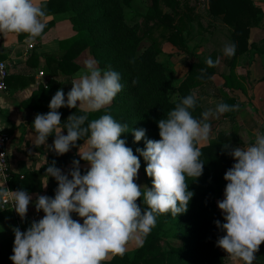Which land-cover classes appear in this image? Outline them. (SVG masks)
I'll use <instances>...</instances> for the list:
<instances>
[{"label": "clouds", "instance_id": "1", "mask_svg": "<svg viewBox=\"0 0 264 264\" xmlns=\"http://www.w3.org/2000/svg\"><path fill=\"white\" fill-rule=\"evenodd\" d=\"M46 15L45 7L36 0H0V34H22L35 40L46 27ZM235 51L234 43L225 44L226 57L231 58ZM205 62L215 67L219 61L209 57ZM122 89L117 71L110 67L102 70L89 61L85 71L77 73L67 96L57 90L49 111L35 116L36 147L43 145L63 156L83 139L77 155L89 168L82 174L80 160H73L67 173L55 161L47 165L45 176L55 179L58 187L54 198L36 195L35 209L44 214L39 221H33L26 232L13 230L12 264H103L110 256H123L130 242L142 244V237L156 227L158 217L170 214L177 218L188 211L194 196L188 180L195 182L203 175L205 164L199 146L210 139L209 119L238 111L239 106L220 102L197 119L192 115L197 97L187 95L158 121L159 140L146 139L145 129L131 130L134 143L145 142L144 149L136 150L138 156L121 139L129 133L127 124L109 114L88 121L89 113L108 107ZM65 107L83 108L85 113L70 115L61 127L58 110ZM53 135L49 146L46 142ZM222 151L235 163L224 175V198L217 202L224 223L217 220L215 224L224 235L216 246L238 264H254L264 244V134L257 132L254 143L247 147L225 144ZM139 157L146 162L150 189L136 183ZM6 197H11L13 209L24 220L33 197L25 190L0 189V199ZM141 199L145 209L137 203ZM73 213L83 223L73 219Z\"/></svg>", "mask_w": 264, "mask_h": 264}, {"label": "trees", "instance_id": "2", "mask_svg": "<svg viewBox=\"0 0 264 264\" xmlns=\"http://www.w3.org/2000/svg\"><path fill=\"white\" fill-rule=\"evenodd\" d=\"M133 1L49 0L46 4L48 13H71L70 21L76 35L62 40L60 53L47 55L46 61L51 74L61 72L72 76L80 70L75 60L87 51L100 69L110 67L120 74L122 91L108 107L89 113L88 121L109 114L116 121L127 124L129 133L123 134L121 139L139 156L136 150L144 149L145 142L142 140L140 143H134L131 130L145 129L146 139L159 140L158 121L166 118L168 112L174 109L183 97L193 94V89L210 83L216 74V66L209 67L204 60L196 59L189 65L184 80L178 85L176 95L173 96V80L168 75L167 66L158 59L162 54L160 40L165 39L177 48L178 52L192 54L177 15H180L181 20L186 18L188 22L198 20L200 16L195 13V7L189 0H149L147 13L139 19L137 15L126 12L128 9L131 11ZM204 6L209 16L220 20L231 30V41L236 45L235 55L227 57L229 66L223 74L224 88L245 91L243 79L247 80V76L238 77L236 68L240 57L249 54L250 48L254 46L250 43L251 28L261 26L262 8L254 0H207ZM45 25L41 36L50 30L54 22L50 21ZM146 39L150 44L141 48ZM212 60L215 62V59ZM71 87V82L55 81H50L47 89L43 86L50 101L57 90L62 89L67 96ZM221 98L223 103L239 106L238 111L223 114L224 118L235 122L242 104L228 92ZM37 111L38 114H46L49 104L38 108ZM58 111L61 114V127L67 123L70 115L85 113L81 108L65 107ZM202 112L204 110L197 102L192 115L199 119ZM64 130L67 134V130ZM53 137L54 135L48 138ZM236 141L239 140L235 134L220 132L215 141L200 145V159L205 166L203 175L197 181L188 180L189 191L194 193L188 211L177 218L170 214L158 217L156 227L149 235L142 237L143 243L132 255L126 252L123 256H114L111 261L103 264H225L216 246L217 240L224 235L215 224L217 220L221 224L224 223L223 214L218 211L216 205L226 187L224 175L235 163L227 151H222L223 146L230 144L233 147ZM83 143V139L78 141L77 147L72 149L76 150ZM67 157V154H54L52 162L57 164L58 161V166L63 167ZM139 158V170L142 174L139 181L150 189L152 181L145 172L146 162L143 157ZM73 160L80 158L73 156L71 161ZM81 173L85 174L86 171L81 169ZM36 176L37 173L27 174L22 179L20 175H11L10 189L32 192L36 189ZM56 189L57 187L52 189L48 196L54 198ZM137 203L142 209L146 208L142 199ZM11 216L10 211L0 209V221ZM72 216L75 220L79 218L75 213ZM28 224L25 219L24 225L27 227ZM170 239L179 241V244L175 246L167 241ZM14 240L15 238L0 241V264L13 255ZM165 245H168L169 249L166 250ZM254 264H264V244L260 246Z\"/></svg>", "mask_w": 264, "mask_h": 264}, {"label": "crops", "instance_id": "3", "mask_svg": "<svg viewBox=\"0 0 264 264\" xmlns=\"http://www.w3.org/2000/svg\"><path fill=\"white\" fill-rule=\"evenodd\" d=\"M43 1L45 0H36V3L41 4ZM70 16L71 13H51L46 16L44 22L52 17L56 22L46 34L37 37L35 40H29L25 35L8 34L5 36L0 34V60L6 61L10 69V74L7 79V88L4 91H0V126L11 137L7 147L10 160L9 176L20 175L23 179L27 174L37 173L35 179L36 189L29 192V195L32 196L33 199L30 202L25 217L29 224L26 227L24 225L25 219L21 220L13 208L8 210L11 212L12 216L0 221V241L15 238L13 231L15 228H19L21 232H26L33 221H39L44 214L42 211L38 213L35 209L36 195L48 196L52 189L58 187L55 179L45 176L47 165L52 163V155H54L55 152L48 150L43 145L40 147L34 145V130L32 124L35 116L38 114L37 109L50 103L49 96L43 88L44 84H50V81H55L56 83H72L73 80L77 78V73L83 72L86 69V65L81 62V58L86 61L88 59V62L90 60L94 61L90 54L85 51L78 59L81 68L76 74L67 76L61 72L51 74L48 71L46 56L60 53L61 41L76 35L70 21ZM219 30L229 33L228 28L224 26H221ZM253 30L260 33L264 31L262 28H253L251 32H253ZM222 36L223 35H221V37ZM250 43H253V41L250 40ZM244 57L245 58L241 59V63L245 60L246 63H243L242 67H239V61L236 73L240 75L245 74V76H247V81L250 82V87L247 89V92L225 89L226 92H230L229 94L231 96L241 94L247 101L244 102L242 99L239 100V97H236L243 105L235 117V122L223 118V120L233 123V131L229 134H235L239 140L235 142L233 147H247L254 143L246 142L244 136L252 134L251 136L255 139L256 134L254 130L256 124H259L257 122L260 120L262 122V124L260 122L261 126H264V48L260 47L255 49L253 46L250 48L249 54L244 55ZM226 71L227 70H224L222 74L226 73ZM41 72L44 73V76L40 75ZM45 89L47 88L45 87ZM220 94L221 93L218 94L219 102H223ZM205 105L208 106V101ZM202 108L203 110L208 109L204 106H202ZM81 109L84 110L83 108ZM259 133L264 134V127L259 130ZM62 134L66 135L65 130H63ZM54 139L55 136L53 138H48L46 142L47 145H52ZM82 145L83 144L80 146ZM79 147L76 150L71 149L66 153L68 157L63 167L58 166V161L56 166L65 173L69 172L73 162L71 158H73V156L79 157L77 155ZM80 168L87 171L89 165L83 161L80 162ZM46 184L47 187L45 188L44 186ZM15 191L17 190H12V192ZM0 209H2L1 204ZM78 220H80V218H78ZM80 222L83 223L82 220H80ZM140 245L141 244L132 241L128 244L126 252H134ZM11 256H9V259L3 264H12L10 260ZM113 258V256H110L104 262L111 261Z\"/></svg>", "mask_w": 264, "mask_h": 264}, {"label": "rangeland", "instance_id": "4", "mask_svg": "<svg viewBox=\"0 0 264 264\" xmlns=\"http://www.w3.org/2000/svg\"><path fill=\"white\" fill-rule=\"evenodd\" d=\"M48 1L49 0H45L43 1V3H41L46 9V12H47L46 16L50 14L48 13L47 8H46L47 7L46 4ZM206 1L207 0H189L190 4L193 7H195V13L200 16L198 20L188 22L186 18H183V20H181L180 15H177V20L179 24L184 28L185 37L187 39V43H188V46L192 54L178 52V49L175 48L172 44L168 43L165 39H161L160 47L162 49V54L158 57V59L167 66L168 75L173 80V84L175 87L172 93L173 96L176 95L178 85L184 80L186 76V72L188 71L189 65L195 62L196 59L206 61L207 58L211 57L212 59H215V61H219L216 64V67H217L216 74L213 76L211 82L193 89V94L197 97V102L199 104L201 103V105L204 106L206 109L207 108L215 109L216 105L221 102V101L219 102L218 94L221 93L220 96H222L224 93H226L224 92L226 91L224 88L225 79L222 73L224 72V70H228L229 64H228L227 57L223 53V49L226 43H229V42L232 43V41H231V30L228 28L229 33L227 31H224V32L220 31L219 29L221 26H224V27L226 26L223 23H221L220 20H215L207 14L205 6H204ZM254 1L258 6L262 8L263 15H262L261 26L252 27L251 30L253 28L264 29V0H254ZM148 8H149V0H134L132 2L131 11L128 9L126 12L128 14L137 15L138 18L140 19L141 15H145L147 13ZM50 21H53L54 24L56 22L55 19L52 17L46 20L44 23L46 24V23H49ZM221 35L223 36L221 37ZM250 40L253 41L255 49H258L260 47L264 48V43H263L264 42V31L260 33V32L253 30V32H251ZM149 44H150V41L146 39L142 42L141 48L146 47ZM80 56L75 60V62L81 68V64L78 61ZM243 58H245L244 55L240 57L239 67L240 66L242 67L243 63L244 64L246 63L245 62L246 60L243 63H241V59ZM81 62L82 64L86 65L88 62V59L86 61L81 58ZM237 75L238 77H242V78L245 77V74L240 75L238 73ZM243 85L245 86V89H246L243 92H247V89L250 87V82H248L246 79H243ZM234 97H239V100L242 99V101L247 102L245 98L241 96V94L240 95L236 94V96ZM207 101H208V106L205 105ZM223 118H224L223 115H221L219 119H216V118L209 119L212 132H211L210 139L207 143L215 141L220 132L229 134L233 131V127H232L233 123L227 120H223ZM260 122L261 121L259 120V122H257L259 124H256V128L254 130L255 134L264 127V126H261L262 122L261 124ZM251 135L252 134H250L249 136L247 135L244 136L246 142H249V143L254 142L255 139ZM141 176L142 174L139 170L138 179L136 180V183L139 185H141V182L139 181V177ZM141 186L145 187L143 184ZM223 198H224V192L217 199V202L223 200ZM216 208L218 209L217 205H216ZM218 211L222 214V212L219 209ZM167 241L173 243L175 246L179 244V241H175L172 239L167 240ZM164 248L166 250L169 249L168 245H165ZM218 251L223 256L225 264H238L237 261L231 260L227 256V254L220 248H218ZM128 253L132 255L133 251L128 252Z\"/></svg>", "mask_w": 264, "mask_h": 264}, {"label": "built area", "instance_id": "5", "mask_svg": "<svg viewBox=\"0 0 264 264\" xmlns=\"http://www.w3.org/2000/svg\"><path fill=\"white\" fill-rule=\"evenodd\" d=\"M9 74V64L6 61L0 60V91H4L7 88ZM40 75L44 76V73L41 72ZM44 86L48 88L47 83H45ZM10 140V135L0 126V154H3L0 155V189L6 188L12 191L9 186L10 160L7 151ZM1 207L3 210H11L13 208L11 197L1 199Z\"/></svg>", "mask_w": 264, "mask_h": 264}]
</instances>
